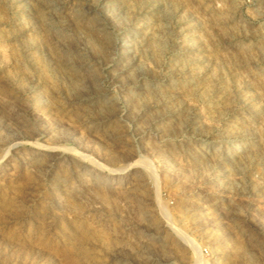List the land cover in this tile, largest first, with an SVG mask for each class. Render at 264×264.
<instances>
[{"label":"rangeland","instance_id":"rangeland-1","mask_svg":"<svg viewBox=\"0 0 264 264\" xmlns=\"http://www.w3.org/2000/svg\"><path fill=\"white\" fill-rule=\"evenodd\" d=\"M0 264H264V0H0Z\"/></svg>","mask_w":264,"mask_h":264},{"label":"bare ground","instance_id":"bare-ground-1","mask_svg":"<svg viewBox=\"0 0 264 264\" xmlns=\"http://www.w3.org/2000/svg\"><path fill=\"white\" fill-rule=\"evenodd\" d=\"M168 224V223H167ZM171 224V223H170ZM174 225V224H173Z\"/></svg>","mask_w":264,"mask_h":264}]
</instances>
